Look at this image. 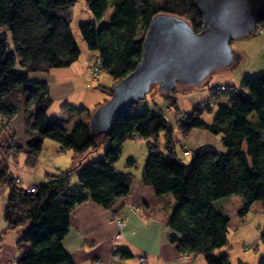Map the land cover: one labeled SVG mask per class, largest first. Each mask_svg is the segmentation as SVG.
<instances>
[{"label": "trees", "instance_id": "trees-1", "mask_svg": "<svg viewBox=\"0 0 264 264\" xmlns=\"http://www.w3.org/2000/svg\"><path fill=\"white\" fill-rule=\"evenodd\" d=\"M73 2L0 0V118L10 121L18 113L30 117L31 123L25 128L29 135L25 143L29 150L27 166L34 165L45 137L75 156L105 143L102 157L58 172L63 175L60 177L47 175L50 179L36 184L33 193L13 185L9 166L0 160V191L3 194L8 190L3 195L1 210L6 229L29 223L19 243L28 242L31 248L17 259V264H72L62 244L71 211L85 201L110 208L116 198L127 194L133 175L117 172L114 164L124 141L133 137L146 141L148 154L141 170L144 184L150 185L157 196H173V207L167 215L172 230L169 242L181 254L202 255L207 264H230L226 255L213 256L214 250L227 242L228 223L213 202L240 195L243 204L238 214L245 215L254 201L263 203L264 213V75L244 77L242 89L225 85L223 92L231 103L218 105L211 124L202 119L203 109L196 108L177 122L182 134L202 128L221 135L222 145L227 148L225 153L215 149L192 151L189 164L176 157L173 127L156 102L141 112L136 109L143 99L134 102L116 117L107 133L98 137L90 134L88 122L78 121L66 131L47 115L46 109L52 102L47 83L30 76L68 67L77 58L67 31L68 10ZM108 6L113 8V14L107 23L78 25L87 49L98 53L95 72L102 70L113 81L110 88L100 86L108 98L113 84L138 63L142 37L154 15H178L189 22L194 33L201 28V15L193 0H86L96 21ZM257 30L264 31V15L257 21ZM152 88L157 85L149 90ZM77 109L89 115L95 108ZM161 135L163 144L159 143ZM17 148L19 152L18 145ZM164 155L171 160L165 161ZM125 163L128 167L135 165L132 159ZM70 174L77 177L74 188H68ZM259 235L264 246V226ZM118 252L121 258L130 256L124 250ZM259 264H263L262 260Z\"/></svg>", "mask_w": 264, "mask_h": 264}, {"label": "rangeland", "instance_id": "rangeland-1", "mask_svg": "<svg viewBox=\"0 0 264 264\" xmlns=\"http://www.w3.org/2000/svg\"><path fill=\"white\" fill-rule=\"evenodd\" d=\"M68 14L69 21L67 23V31L70 41L73 43L74 49L77 53V58L68 67L53 68L51 70L58 79H63L65 75L76 74L81 68L87 69L91 64L92 66L90 67L89 72L92 74L96 73L92 72V67L95 59L98 58V53L87 49L85 42L82 41L80 37L78 25L84 24L85 22L105 24L110 20V17L113 14V8L108 6L107 10L101 16V19L96 21L86 7V0H74L73 5L68 10ZM263 38L264 32L262 35H259L258 30L256 31L255 29V32L252 35L231 40L228 46L234 52L236 57L231 65L221 68V70L210 72L204 82L198 86L182 87L177 85L174 89L167 91L166 96L159 93L157 88H152L144 94L143 100L138 103L139 107L136 109L138 112L144 111L148 106L152 108L153 102H156V105H160L163 108V116L165 120L171 127H173V138L175 142L174 149L176 155L179 159L183 160L185 164H189V158L192 151L188 149L190 152L189 156L183 154V150L186 149L187 146H182L184 145V141L181 138L182 132L176 127L177 122L185 113L196 108L203 109L201 114L202 119L207 124H211L216 115L218 105L231 103L226 93L223 92L224 89L219 90L215 88V86L223 85L225 87V83L228 85L234 84L237 88L242 89L241 81L244 77L264 75V48L260 47V40ZM10 40L11 37L8 34L7 41L10 42ZM100 74L99 83H90L88 89H77L75 93H72L67 97L68 101L64 102L55 98L46 109L49 119L55 122L57 121V123H59V125L66 131L71 128L68 127V124L77 123L78 121L88 122L87 119L89 115H87L86 111H79L77 108L82 107L87 110L93 109L95 108V105H93L94 100L107 98L105 93L100 91L96 86L98 84V86L106 87L105 82L107 75L105 73ZM41 76V74L35 73L31 74L30 77L36 79ZM50 88L53 89V86H50ZM23 117H20L21 120L18 121V124L21 126L22 124L27 123L30 119V117L24 113ZM26 126H28V124ZM191 130L194 132H202V137L196 135L191 136V139L188 142L190 143L192 140V143L195 145L192 146L191 149H215L216 151L223 153L227 150V148L222 145L221 135L211 134L206 129L202 128ZM190 131L186 134L187 138ZM23 133L27 134L25 131ZM10 135L11 133L6 137H2L1 135L0 137L2 140L7 137H14L13 134L12 136ZM132 139H126V141H124L121 154L115 161V164L117 167H125V161L128 159L127 155L128 153H131V150L135 155V157H133L135 165L130 169L133 173H136V170L140 168L138 166H142L141 169L143 168L148 151L144 140L138 138ZM42 144L43 146L39 154V160L35 166L44 168V165H46L50 159L53 161L56 160L53 166L58 168L57 170L59 171H64L65 168L68 169L71 168V166H75H70V163L72 164V162L75 161L73 158L72 160L70 158L72 156L71 150H63V152L56 154L58 143H55L46 137L43 139ZM104 146L105 144L101 143L94 151H91L89 156L92 155L94 157L96 152L100 153ZM188 146L190 145L188 144ZM20 158H23L22 154L20 155ZM163 159L169 162L171 157L164 155ZM12 168L19 169L17 161L16 165H13ZM75 183L76 178L72 177L68 187H73ZM218 200L220 201H216L215 210L228 218V223L226 225L227 242L225 245L214 250L213 256L218 257L219 255H226L230 264H259L261 260L264 264V246L261 243L259 235L264 226L263 203L254 201L248 212L241 216L238 214L243 204L240 195H229L226 198H220ZM218 205L221 206V209L218 208ZM184 258V260L187 261V264H207L203 256L200 254H197L195 257L190 255L189 258L185 254Z\"/></svg>", "mask_w": 264, "mask_h": 264}, {"label": "crops", "instance_id": "crops-1", "mask_svg": "<svg viewBox=\"0 0 264 264\" xmlns=\"http://www.w3.org/2000/svg\"><path fill=\"white\" fill-rule=\"evenodd\" d=\"M263 32L264 31H262V33ZM260 44V47L264 48V38L260 40ZM91 66L92 64L89 65L87 69L81 68L76 74L65 75L63 79H58V77L50 70L46 73H39L42 76L33 80L41 82L45 81L47 83V87L49 88V98L52 101L55 98H58L65 102L68 101L67 97L72 93H75L77 89H88L90 83H99L100 73L105 72L98 70L96 73L92 74L89 72ZM106 75V87H102L110 88L113 81L108 74ZM224 85L228 84L224 83ZM50 86H53V89L50 88ZM96 86L102 91L98 84ZM107 99H109L108 96L106 99L102 98L94 100L93 105H99V103H102ZM20 117H23V113H18L11 118L10 121H5L0 118V135L6 137L10 133L13 134L16 144L20 147L15 159L19 169L12 167L9 168L14 177L18 176L21 178L22 183L18 187L24 190L30 185L36 186L38 183L45 182L44 178L47 175L58 174V172L67 171L69 168H65L64 171H59L57 170L58 168L53 166L56 160L53 161L51 159V161L49 160V162L44 165V168L35 166L39 160L40 152L37 154L38 156L34 165L31 167L27 166L26 155L29 153V150L25 143L28 140L29 135L23 132L27 127L26 125L31 123V119L21 126L18 124V121L21 120ZM74 124L75 123L68 124V127L72 128ZM186 134L181 135V138L184 141V145L182 146H187L186 149H189L190 151H199L191 149L192 146L195 145L192 143V140L190 143L188 141H190L192 135L202 137V132H194L191 130L188 138L186 137ZM159 139V143L163 144L162 135ZM188 144L190 146H188ZM104 149L105 146L100 153L96 152L94 157L92 155L89 156L91 151L78 156L72 154L70 158L71 160L73 158L75 161H73L72 164L70 163V166H82L88 161L100 158L103 155ZM59 150L60 147L58 145L56 148V154H58ZM60 151L63 152L62 150ZM130 152L131 153H128L127 158L134 161L133 157H135V155L133 151L130 150ZM21 154L23 156L22 159L20 158ZM177 158L179 159V157ZM128 159H126V161ZM138 167L140 168L136 170V173H133L130 169L132 167H128L127 164H125V167H117L116 164H114V169L117 172H129L133 177L127 194L124 197L116 198L110 208H103L94 201H85L73 207L69 217L70 223L67 231L68 233L62 239L63 247L68 255H70L72 264L105 263L111 252L118 250H124L128 252L130 256L129 258H120L116 264H139L138 259L140 257L145 258V264H187V261L184 260V255L186 254L189 258V256L193 254L179 253L175 249V245L171 244L169 239H167L168 235L172 232L167 224V215L173 207L172 194L167 193L160 196L155 195L152 187L144 184L141 179L142 166ZM70 176L76 178V183L74 184V186H76L78 182L77 177L74 174L69 175L68 184L72 178ZM74 186L71 188H74ZM7 193V189L3 191V194L2 191H0V264H17V259L24 253H28L31 248V245L28 242L19 243V239L27 229L29 223L18 226L15 229H6L1 210L3 205V195H7ZM216 201L220 200L217 199ZM216 201L213 202L214 208ZM131 206L136 207L135 210H133ZM218 208L221 209V206L218 205ZM116 219L122 220L123 227L121 229V236L117 240H113V236L116 233ZM195 256L196 255H193V257Z\"/></svg>", "mask_w": 264, "mask_h": 264}, {"label": "water", "instance_id": "water-1", "mask_svg": "<svg viewBox=\"0 0 264 264\" xmlns=\"http://www.w3.org/2000/svg\"><path fill=\"white\" fill-rule=\"evenodd\" d=\"M193 6L201 15L197 33L178 15L152 17L138 63L113 84L111 97L89 113L93 137L107 133L116 117L142 100L151 86L157 85L161 94L177 85L198 86L210 72L231 65L236 57L229 43L252 35L264 15V0H193Z\"/></svg>", "mask_w": 264, "mask_h": 264}, {"label": "built area", "instance_id": "built-area-1", "mask_svg": "<svg viewBox=\"0 0 264 264\" xmlns=\"http://www.w3.org/2000/svg\"><path fill=\"white\" fill-rule=\"evenodd\" d=\"M262 30H258V34L261 35ZM99 66V63L97 62V60H95L94 65L92 67V72L94 73L97 68ZM215 88L222 90L224 89V86H215ZM12 136V134L10 135ZM134 138V137H133ZM61 150V149H60ZM58 151L61 152V151ZM18 152V148L15 142L14 137H7L6 139L2 140L0 137V160H3L9 167H13V165H16V154ZM183 154L186 156H189L190 152L188 149H184L183 150ZM63 176L61 173H58L57 177ZM13 185L16 186H20L22 181L21 178H19L18 176L13 177ZM50 178L49 177H45L44 181L47 182ZM26 193H33L34 192V185H30L28 187H26L25 189ZM133 210H135L136 207L131 206ZM122 227H123V222L120 219H116L115 221V230L116 233L113 236V240H117L121 234H122ZM121 258V253H119L118 251H113L111 252L109 258L107 259V261L105 263H99V264H116L118 262V260ZM145 258L144 257H140L138 259V263L139 264H145ZM90 264H94V263H90Z\"/></svg>", "mask_w": 264, "mask_h": 264}]
</instances>
